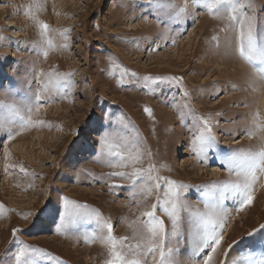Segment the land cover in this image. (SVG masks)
Instances as JSON below:
<instances>
[{"label":"rangeland","instance_id":"1","mask_svg":"<svg viewBox=\"0 0 264 264\" xmlns=\"http://www.w3.org/2000/svg\"><path fill=\"white\" fill-rule=\"evenodd\" d=\"M171 2L175 9L153 11L150 0H0V105L43 97L32 125L0 131V264H10L22 245L48 254L39 264H106L104 222L115 237L134 243L129 225L149 219L142 213L163 196L167 180L187 186L179 193L178 236L168 244L179 250L178 264H204L210 250L193 255L189 215L209 211L206 194L219 197L212 185L240 179L220 156L264 147V78L238 55L227 19L192 0ZM254 2L264 30V0ZM40 22L49 26L51 48ZM61 76L68 81L62 89ZM202 120L216 144L198 161L192 141ZM105 135L138 148L142 159L134 167L146 172L154 165L153 180L133 186L127 176L112 175L130 174L133 165L121 167L118 157L106 155ZM157 177L161 190L145 198ZM253 195L243 210L237 197L224 199L223 241L213 264H230L264 235L249 236L264 225V173L257 172ZM65 199L82 215L62 220ZM156 215L170 233L159 206Z\"/></svg>","mask_w":264,"mask_h":264},{"label":"snow or ice","instance_id":"2","mask_svg":"<svg viewBox=\"0 0 264 264\" xmlns=\"http://www.w3.org/2000/svg\"><path fill=\"white\" fill-rule=\"evenodd\" d=\"M153 11L175 9L177 6L171 0H150ZM195 7L203 8L213 18H225L229 21L228 28L234 33L233 42L236 44V51L240 58L248 63L255 73L264 78V30L261 29L257 17L255 15L256 5L254 0H192ZM186 7L179 8L176 15L184 13ZM146 19V17H144ZM41 34L46 38L49 47H53V42L48 38L49 26L46 23H39ZM221 31H224L222 29ZM3 39V37H0ZM218 40V37H214ZM47 56V52L44 53ZM127 72V70H125ZM135 76V73H131ZM145 80L151 78L145 77ZM176 80L179 78H168ZM122 82V79H121ZM67 78L61 76L57 79L56 85L61 89L67 86ZM47 86H45V89ZM45 89H42L45 90ZM188 95L187 91L184 93ZM43 97L37 94L35 97L22 99L20 104H3L0 105V131L6 125L19 124L21 127L32 125L31 113L35 108L39 111L42 106ZM145 112L151 115V110L145 108ZM43 123L42 121L40 122ZM203 129L196 135L192 141V150L196 155L197 160L207 158L209 149L214 148L216 141L211 135L212 129L207 120H202ZM256 130L260 129L257 124ZM17 135L19 133H16ZM254 131H249L248 135H254ZM9 138L12 133L9 132ZM102 147L108 149L106 155L109 157H118L121 167H127L129 163L133 165V171L129 173H112V175L125 177L132 180L133 186L137 182L146 183L153 180L151 175L154 165H150L145 172L142 169L135 168V164L142 159V154L139 149L134 151L128 146L127 141L115 143V137L105 135L100 141ZM127 152V155L124 153ZM150 155V153H149ZM221 163L227 168L230 174L233 172L237 177H240L236 182L224 183L221 185H212L214 192L219 193L216 198L213 195L206 194L205 207L209 211L200 213L196 211L189 215V225L191 229V237L193 243V255H200L205 252V249L210 251L206 253V258H203L204 264H213V257L220 248L223 241L222 228L219 223V209L222 207L224 199L230 194L237 197L240 203V210L252 205L255 197L253 195V185L257 180V172L264 173V147L256 151L252 150H236L230 154L220 156ZM109 166L117 165L110 163ZM21 171H25L21 168ZM157 182L144 188L146 197L152 194L153 190L160 191L161 185L158 182L160 178H155ZM167 185L163 190V196H157V203L150 206V210L142 213V216L148 217L147 221L133 222L129 226L133 228L134 234L131 238L134 243L126 244L128 237H115L112 232V225L106 221L103 228L107 230L106 238H102L101 242L108 248V260L106 264H178L176 256L178 249H173L168 244L170 238L178 236L179 225L181 223L180 211V190L186 188V185H179L174 181H165ZM72 202L64 200L65 210L64 216L75 219L82 215L79 211L80 206H75L69 209L67 205ZM159 206L163 214L167 215L171 220V232L169 233L164 225L163 220H160L156 215L157 207ZM2 208V206H0ZM46 209L41 210L38 215H43ZM60 227H66L61 225ZM58 227L57 231L60 230ZM219 229V230H218ZM264 230V225H261L260 230L250 232L249 236L255 237L257 232ZM15 236V231L13 232ZM234 244L228 245V250L231 251ZM255 248L251 245H246L241 250L238 257L232 259L230 264H264V235L254 241ZM47 253L40 249L31 248L27 245H22L13 253L10 264H39L41 257L47 256ZM225 257L228 252L224 253ZM7 264V262H6Z\"/></svg>","mask_w":264,"mask_h":264}]
</instances>
